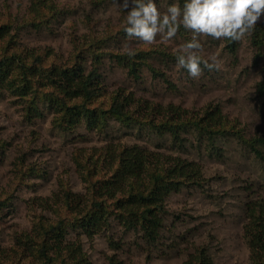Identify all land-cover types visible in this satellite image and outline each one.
Wrapping results in <instances>:
<instances>
[{
  "label": "rangeland",
  "instance_id": "374dc122",
  "mask_svg": "<svg viewBox=\"0 0 264 264\" xmlns=\"http://www.w3.org/2000/svg\"><path fill=\"white\" fill-rule=\"evenodd\" d=\"M122 2L0 0V23L11 28L0 40V55L10 47L23 59L40 55L48 66L80 62L86 73L95 64L105 105L111 94L132 96L131 112L156 123L174 116L171 107L196 118L216 111L227 129L210 135L187 126L176 137L151 123L113 117L100 128L88 127L84 119L62 125L56 120L58 112L42 98L33 103L35 95H18L16 58L0 86V200L5 198V203L0 201V264L29 263L19 237L34 232L39 215L56 217L54 198L66 189L86 201L90 181L108 178L118 161L113 156L133 146L158 158L162 168L178 159L193 163L198 182H184L165 197L159 212L162 225L154 238L113 214L91 237L79 227H68L69 242L80 241L92 264H185L203 248L213 264H254L246 227L257 225L250 212L264 201V158L256 151L264 153V94L258 89L264 81V44L254 42L253 32L234 42L235 50L228 40L202 37V56L216 52L222 66L192 79L175 69L172 54V46L189 41L191 32L181 27L172 45L160 43L159 37L154 45L130 40L123 31L127 10ZM184 2L155 0L162 12ZM258 24L264 27V16ZM126 46L136 54L148 52L137 76L117 56H125ZM30 105L36 108L28 114ZM256 138L263 142L255 143ZM256 251L264 261L261 246Z\"/></svg>",
  "mask_w": 264,
  "mask_h": 264
},
{
  "label": "trees",
  "instance_id": "16d2710c",
  "mask_svg": "<svg viewBox=\"0 0 264 264\" xmlns=\"http://www.w3.org/2000/svg\"><path fill=\"white\" fill-rule=\"evenodd\" d=\"M10 29L7 23H0V40L6 38ZM253 40L258 46L264 44L262 24L256 25ZM229 44L232 50H235L234 42L229 41ZM139 53L133 58L117 55L119 61H126L129 71L135 76L138 65L144 63V55L148 52ZM26 56L23 59L20 53L11 51L10 47L5 48L4 53L0 55V86L10 71L7 70L8 66L19 58L20 71L13 76L19 83L18 95H35L31 100L33 103L37 98H42L50 108H55L58 112L56 120L62 125L74 126L84 119L88 127L100 128L106 118L113 117L124 123H151L154 128L171 130L176 137L178 132L187 126H193L199 132L210 135L224 133L227 129L223 126L221 113L216 111H207L205 115L196 118L188 117L187 111L182 114L171 107L170 111H174V116L156 123L131 112L129 105L133 104L132 96L111 94L110 102L105 105L101 74L95 64L86 73L80 62L72 66H48L40 55L32 53ZM258 89L264 94V81L259 83ZM33 108L36 106H29L28 114ZM259 142H263V139L256 138L255 143ZM255 143H252L253 147ZM256 151L264 158V153L259 148H256ZM113 158L118 159L114 172L108 178L90 181V196L86 201L79 193L66 189L62 196L54 198L57 201L54 210L56 217L53 219L39 215L34 221V232H26L19 237L26 245L23 252L29 260L27 264H92L83 252L80 241L67 240L68 227H79L91 237L106 227L109 217L113 214L122 219L126 226H141L146 235L154 238L162 225L159 212L164 209L165 197L172 190L178 189L182 183L191 179L198 182L199 179V170L194 168L193 163L177 158L179 162L162 168L157 163L158 158H155L157 161L153 160L147 152L137 146L125 147ZM145 174H150L149 179ZM87 180L89 182L90 179ZM0 201L5 203V198ZM250 214L257 225L246 227V232L254 246V264H262L264 261L258 259L260 256L256 248L261 246L264 250V201L253 207ZM185 264L213 262L203 248L186 260Z\"/></svg>",
  "mask_w": 264,
  "mask_h": 264
},
{
  "label": "clouds",
  "instance_id": "9594fccd",
  "mask_svg": "<svg viewBox=\"0 0 264 264\" xmlns=\"http://www.w3.org/2000/svg\"><path fill=\"white\" fill-rule=\"evenodd\" d=\"M120 6L127 10L123 31L130 40L154 45L159 37L160 43L172 45L181 27L191 32L189 41L172 46V54L175 69L186 71L192 79L222 66L218 53L202 56V37L239 42L251 35L264 16V0H185L183 7L173 3L163 12L155 0H123ZM122 54L133 58L136 52L126 46Z\"/></svg>",
  "mask_w": 264,
  "mask_h": 264
}]
</instances>
